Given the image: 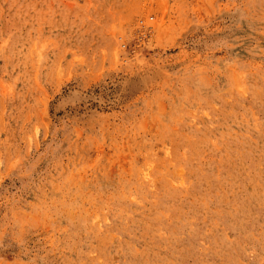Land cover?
Returning <instances> with one entry per match:
<instances>
[{
    "label": "rangeland",
    "instance_id": "374dc122",
    "mask_svg": "<svg viewBox=\"0 0 264 264\" xmlns=\"http://www.w3.org/2000/svg\"><path fill=\"white\" fill-rule=\"evenodd\" d=\"M0 264H264V0H0Z\"/></svg>",
    "mask_w": 264,
    "mask_h": 264
}]
</instances>
